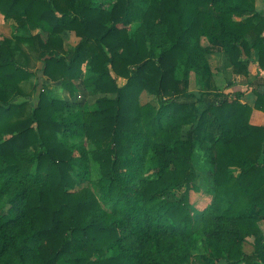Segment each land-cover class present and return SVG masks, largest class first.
I'll return each instance as SVG.
<instances>
[{
    "label": "trees",
    "instance_id": "1",
    "mask_svg": "<svg viewBox=\"0 0 264 264\" xmlns=\"http://www.w3.org/2000/svg\"><path fill=\"white\" fill-rule=\"evenodd\" d=\"M0 14L48 33L0 44V264H264V126L251 124L243 93H190L176 76L197 65L202 36L221 44L235 73H248L242 57L252 49L264 69L256 0H0ZM138 20L146 28L129 33ZM68 32L80 40L66 51ZM25 46L71 95L82 78L95 106L66 113L44 87L32 104ZM143 91L158 105L140 104ZM197 150L214 166L201 229L187 198L170 199L176 188L201 190ZM94 167L96 192L77 190ZM199 232L210 255L187 251Z\"/></svg>",
    "mask_w": 264,
    "mask_h": 264
},
{
    "label": "rangeland",
    "instance_id": "2",
    "mask_svg": "<svg viewBox=\"0 0 264 264\" xmlns=\"http://www.w3.org/2000/svg\"><path fill=\"white\" fill-rule=\"evenodd\" d=\"M116 0H99L100 3H103V5H106L107 7L111 6L115 3ZM130 3L133 4H140L144 5V2L146 0H129ZM148 1V0H147ZM11 28L10 26L6 25V22L4 19L0 17V44L4 40L5 35H11V37L15 35H25L29 36L30 34H26L24 32L22 33H14V24ZM143 28L145 29L146 26L143 24L141 20L135 21L128 27L129 33L134 32L136 29ZM64 38V48L66 51L74 48L78 42L79 38L72 32H68L63 34ZM4 36V37H3ZM10 37V38H11ZM45 37V36H44ZM43 38V36H42ZM43 40H45L43 38ZM200 45L205 48L204 52H199L198 56L199 59L197 61V65L190 69L188 74L187 70L184 66H180L179 70L176 72V76L179 79H184L187 77L188 79V91L190 93H226L229 89H232L233 81L230 79V75H227V69H229L231 66H229L227 62V58L223 55L224 52L221 50V45L217 42H213L210 38L202 36L199 39ZM27 46L24 47L25 52L29 55V66L28 70L35 74V77L33 78L32 82H27L23 84V89L27 93H32V95L28 96V100L34 104L37 100V96L40 92H43L44 90L47 92H50L54 97L57 99H61L66 101V113L73 112V111H83L88 108H93L96 103V99L98 96H95L91 94V92L86 89L82 85V78L76 79L74 81L76 90L74 91L73 95L69 93V91L63 89L60 87L59 83H55L47 78V76H44L42 73L43 68V61L38 59L36 57V52L33 53L29 50ZM24 60V58L22 59ZM84 75L86 78L88 72V68L85 67L84 69ZM112 76L114 79L117 80V83L119 86H123L126 84L127 79L123 77H118L114 74L112 70ZM185 75V76H184ZM36 84L39 85L37 90H33V87L36 86ZM36 91V92H33ZM110 97H114L111 95H108ZM18 101H22V98L17 99ZM140 104H146L148 102H151L153 104L158 105L157 98L154 95L149 94L147 91H143L139 97ZM216 99L214 97H210L206 100V103L201 105L199 107V110H204L207 105L212 104L215 102ZM84 140V139H83ZM72 141V140H70ZM77 142H80L79 140H74ZM71 143V142H70ZM73 143V142H72ZM71 143V144H72ZM88 147L92 148L89 144H87ZM196 155L193 157V167L194 171L197 174L196 180L194 181V185L200 186L199 191L194 190L192 185L185 186L183 188H176L173 189L172 194L170 195L171 200H179V199H188V203L192 208L193 216H195V219L197 220L198 228L201 229L202 227V219H203V212L205 209H207L208 205L211 203V197L210 194L207 192L208 190L212 189L213 187V171L214 166L211 163L210 155L206 153L204 150H197L195 152ZM75 155L78 156V152L75 151ZM151 172H148L146 176H148ZM98 180V169L94 167V169L91 170V172L85 177L80 178L77 180V187L76 189H82L85 187L91 188L94 192H96V182ZM194 239V238H193ZM192 239V241H193ZM184 246L181 244L176 245V249L181 251ZM211 247L208 246L207 241L204 237H202V233L199 232L197 236H195V241L189 246V253L193 255H202V254H211ZM195 257V256H194ZM192 257L190 261L194 258ZM189 264V263H186Z\"/></svg>",
    "mask_w": 264,
    "mask_h": 264
},
{
    "label": "crops",
    "instance_id": "3",
    "mask_svg": "<svg viewBox=\"0 0 264 264\" xmlns=\"http://www.w3.org/2000/svg\"><path fill=\"white\" fill-rule=\"evenodd\" d=\"M256 11L264 16V0H256ZM0 17L4 19L3 15L0 14ZM6 25L13 27L14 24V33H26V34H42L43 38L46 40L48 38V33L43 32L38 29L33 32H25L17 28L16 23L13 20H5ZM7 36V37H6ZM45 36V37H44ZM64 36V35H63ZM4 37V36H3ZM6 38H10L11 35H5ZM221 45V44H220ZM221 50L223 48L221 47ZM224 55V54H223ZM225 56V55H224ZM243 62L248 68L247 74H238L235 73L233 67L227 69V75H230L231 81H233L232 89H229L227 94L237 95V93H243V96L240 99L242 104L249 105L253 107V112L251 114V124L255 126H264V110L256 109V103L258 100L257 93L264 94V69L260 67L258 63V51L252 49L251 55L247 56L246 54L242 57ZM255 213L258 212L257 209L254 210ZM259 225L264 233V220L259 222ZM250 242H253V239H249Z\"/></svg>",
    "mask_w": 264,
    "mask_h": 264
}]
</instances>
